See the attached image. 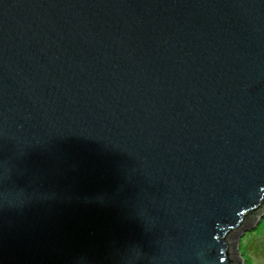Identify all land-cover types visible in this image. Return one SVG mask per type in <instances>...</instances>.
Listing matches in <instances>:
<instances>
[{
	"label": "water",
	"instance_id": "water-1",
	"mask_svg": "<svg viewBox=\"0 0 264 264\" xmlns=\"http://www.w3.org/2000/svg\"><path fill=\"white\" fill-rule=\"evenodd\" d=\"M264 210V0H0V264H241Z\"/></svg>",
	"mask_w": 264,
	"mask_h": 264
},
{
	"label": "rangeland",
	"instance_id": "rangeland-1",
	"mask_svg": "<svg viewBox=\"0 0 264 264\" xmlns=\"http://www.w3.org/2000/svg\"><path fill=\"white\" fill-rule=\"evenodd\" d=\"M234 251L241 264H264V210L236 235Z\"/></svg>",
	"mask_w": 264,
	"mask_h": 264
}]
</instances>
